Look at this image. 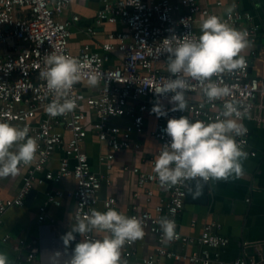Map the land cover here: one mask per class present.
Masks as SVG:
<instances>
[{
	"label": "built area",
	"instance_id": "2783aa9c",
	"mask_svg": "<svg viewBox=\"0 0 264 264\" xmlns=\"http://www.w3.org/2000/svg\"><path fill=\"white\" fill-rule=\"evenodd\" d=\"M69 2L70 0H0V121L19 128L27 127L29 137L38 143L35 161L21 168L24 174L15 198H0V214L11 207L23 208L35 185L46 181L57 184L65 178L73 179L75 184L71 193L75 203L74 220L77 215L85 217L92 210H98L99 204L102 212L109 208L116 210V200L112 196L98 199L102 182L109 184V181L105 176H97L91 171L83 150L84 141L89 132H92L112 151L129 149L131 134L142 133L145 118H152L154 127L150 135L157 142V148L149 161L151 170L144 172L132 168L131 171L136 176L138 189H144L146 184H156L166 192L167 198L154 207L153 213L139 211L134 206L128 215L143 219L145 230L156 237L154 251L145 256L140 264H161L164 259L184 261L186 264H211L212 260L217 259L218 252L228 244L227 238L219 233L221 225L210 221L203 225L196 237L182 234L177 220L184 207L187 186L161 187L154 167L163 145L171 142L164 131L169 119L187 116L192 121L212 122L220 114L225 101H214L213 108V103L207 102L204 97L201 86L193 81L192 88L186 93L190 97L188 111L172 112L173 105L169 100L173 94L169 93L168 98H164L153 90L171 77L166 63L169 54L163 51L164 40L175 36L168 41L175 46L185 37L198 39L200 35L195 30L198 17L204 20L216 14L202 5L201 0H101L102 7L96 12L95 25L121 24L124 30L108 34L100 47L101 52L90 50L85 45L77 53H73L69 49L70 27L78 18H60ZM213 4L221 7L223 0H214ZM218 17L230 26L246 31L250 43L256 42L259 25L253 22V16L249 12L234 9L230 15L225 12ZM87 31L95 33L93 28H88ZM53 52L76 58L81 62L85 73L94 72L101 76L99 86L90 95H84L81 90V86H88L86 76L74 85L76 109L56 117L50 116L45 110L52 100V94L47 89L46 81L41 78V72L45 69V57ZM115 53L119 56L116 64L108 65L111 55ZM221 79L233 92L232 97L225 99L242 101L248 110L245 118L251 115L255 107L264 109V78L250 75L247 60L243 70L224 74ZM157 101L168 112L166 117L158 118L152 112ZM117 118H126L129 122L121 128L112 123ZM65 134H68L66 140ZM237 140L244 141L243 148L248 153V158L255 157L256 153L249 147L248 135L237 137ZM61 147L63 155L57 169L48 170L54 152ZM112 157L109 153L102 159L111 160ZM71 161L73 164H70ZM107 167L110 168L109 165ZM145 192L148 196L152 194L151 191ZM61 197L60 191L47 194L44 205L39 208V223L46 217V205L58 207ZM161 218L171 219L176 224V238L170 242L162 240L159 225ZM191 226H194L193 221ZM7 241L8 238L3 237L0 244H6ZM170 243L196 246L198 250L189 255L180 254L168 248ZM19 244L25 246L23 240ZM132 247L133 243L126 244L122 249L124 258L130 257ZM64 252L67 253L68 250ZM33 259L34 250L30 249L26 262ZM263 263L264 251L259 254L258 259L242 256L232 262Z\"/></svg>",
	"mask_w": 264,
	"mask_h": 264
},
{
	"label": "crops",
	"instance_id": "0c3cea01",
	"mask_svg": "<svg viewBox=\"0 0 264 264\" xmlns=\"http://www.w3.org/2000/svg\"><path fill=\"white\" fill-rule=\"evenodd\" d=\"M213 2L214 0H201L200 3L218 16H223L233 4L235 9L249 12L253 16V22L259 25L256 42L249 43L241 55L249 63L250 75L264 78V0H223L221 7H216ZM101 7V0H70L60 18L64 20H70L73 16L78 18V21L70 27L69 49L71 52L77 53L85 45L90 50L101 52L100 47L106 41L108 34L124 30L121 24L102 23L96 26L95 15ZM198 19L195 30L201 35L200 25L203 19L200 17ZM88 28H93L95 33H88ZM237 30L241 31V28ZM118 57L116 53L111 55L108 65L116 64ZM81 88L84 95L92 94L95 89L85 85ZM128 122L126 118L112 120L113 124L121 128ZM242 123L248 129L249 147L256 153L255 157L244 161V177L227 181H210L205 191V203L185 202L177 220L180 232L192 237L198 236L203 225L210 221L221 225L219 233L227 238L228 244L218 252V260H212L211 264H220L219 262L232 264L234 260L242 256L258 259L259 254L264 251V109L255 107L251 115ZM153 127L154 120L145 118L142 133L131 134L129 149L112 151L92 132H89L84 141L83 150L88 157L91 171L97 176H105V179L109 181V184L106 181L102 182L98 199L103 200L112 196L116 200V210L127 216L134 206L139 211L153 213L154 207L167 198L166 192L156 184H146L144 189H138L136 176L131 171L132 168L144 172L151 170L149 161L157 148V142L150 135ZM67 138L68 134H65V140ZM109 153L113 156L111 160L102 159ZM62 155L61 147L54 152L47 169L55 171ZM70 164L73 162L71 161ZM108 165L110 168L107 167ZM23 174L24 170L21 169L16 177L0 179L2 200L15 198L21 187ZM74 187L75 184L71 178H65L57 184L43 182L34 186L32 190L34 196L28 206L11 207L0 214V240L3 237L8 238L6 244H0V252L7 255L9 264H51L54 259L53 254L56 252L62 253L64 259L70 257L76 243L82 241L79 234H76L78 241H73L70 246H66L62 239L75 223L73 218L75 203L71 196ZM55 191L62 192L60 205L56 207L47 204L46 217L39 223V208L44 205L47 194ZM145 191H151V196H148ZM98 211H102L100 204ZM192 221L194 226H191ZM145 231L143 240L133 242L130 257L122 256L127 264H140L145 256L154 251L156 237L149 230ZM21 240L25 246L19 244ZM168 248L185 255L198 250L196 246H183L179 243H170ZM30 249L34 250V259L26 262ZM64 250L68 252L65 253ZM161 264L186 263L164 259Z\"/></svg>",
	"mask_w": 264,
	"mask_h": 264
},
{
	"label": "clouds",
	"instance_id": "9594fccd",
	"mask_svg": "<svg viewBox=\"0 0 264 264\" xmlns=\"http://www.w3.org/2000/svg\"><path fill=\"white\" fill-rule=\"evenodd\" d=\"M235 4L227 9L230 15ZM198 39L185 37L175 46L165 39L164 52L168 53L167 71L171 77L153 92L168 98L173 105L172 112L188 111L186 93L197 82L207 102L224 100L223 109L212 122L192 121L187 116L172 118L164 130L171 138L163 145L155 160L154 172L161 187L186 185L193 199L200 198L210 181L241 179L245 175L244 161L248 153L243 140L237 137L247 135L248 129L242 120L248 110L242 101L225 99L233 96L230 86L221 79L224 74L243 70L246 60L241 53L249 46L248 34L230 26L221 17L210 15L200 25ZM45 69L41 78L46 81L52 94L46 112L56 117L73 112L77 98L73 95L74 85L85 76L87 85L96 88L101 76L98 73H85L76 58L52 54L45 57ZM216 79H213V78ZM213 108L215 104L213 103ZM152 112L157 117H166L168 112L157 101ZM38 143L29 137L27 127L19 128L0 121V179L16 177L23 166L31 165L36 158ZM163 241L176 238V224L168 218L159 221ZM143 219L129 217L109 208L106 212L92 210L85 217L77 215L71 230L63 237L64 244L70 246L76 234L83 237L76 243L69 258L56 252L51 264H127L122 259V249L126 244L143 240L146 235ZM0 264H9L6 254L0 252Z\"/></svg>",
	"mask_w": 264,
	"mask_h": 264
},
{
	"label": "water",
	"instance_id": "95a60500",
	"mask_svg": "<svg viewBox=\"0 0 264 264\" xmlns=\"http://www.w3.org/2000/svg\"><path fill=\"white\" fill-rule=\"evenodd\" d=\"M206 188H207V186H205L203 195L200 198H198V199H193V196L191 194H188V188H187L185 202L193 203L195 201H198V202L204 204L205 201H206V195H205ZM33 196H34V191H31L29 193V195L27 196L26 200H25V205L26 206L29 205V203H30V201H31V199H32Z\"/></svg>",
	"mask_w": 264,
	"mask_h": 264
}]
</instances>
